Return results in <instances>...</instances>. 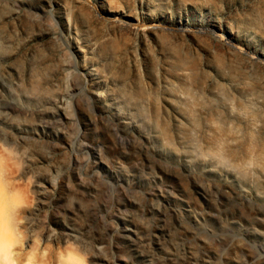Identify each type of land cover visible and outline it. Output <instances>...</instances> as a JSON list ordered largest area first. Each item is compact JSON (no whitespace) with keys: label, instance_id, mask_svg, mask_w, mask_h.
<instances>
[{"label":"rangeland","instance_id":"374dc122","mask_svg":"<svg viewBox=\"0 0 264 264\" xmlns=\"http://www.w3.org/2000/svg\"><path fill=\"white\" fill-rule=\"evenodd\" d=\"M100 4L130 19L133 30L103 21L95 11ZM185 13L226 21L264 45V0H0V140L20 162L16 191L26 205V228L54 249L52 264L72 245L87 253L89 264H264V237L243 222L247 212L264 204V87L245 83L243 71L231 68L202 38L156 39L142 30L147 15ZM85 72L98 79L95 92L107 110L128 117L165 167L181 172L179 165H188L207 191L209 179L243 188L247 196L221 202L210 195V216L195 222L175 201L145 198L150 182L135 189L126 182L116 186L107 169H92L89 149L108 164L115 149L138 145L117 140L109 120H101L85 88ZM235 87L260 95L259 130L252 135L248 113L231 91ZM42 96L50 98V118L40 123L29 113L44 109ZM60 101L65 111L77 114L70 123L54 109ZM44 133L66 149L52 153ZM74 157L81 159L76 167ZM62 175L70 176V183L63 199L51 202L62 191L48 192L45 186H56ZM111 176L118 178V170ZM47 200L50 210L68 214L73 236L63 235L54 222L41 236L33 230ZM149 205L157 211L148 213ZM118 220H128L133 234L112 227Z\"/></svg>","mask_w":264,"mask_h":264},{"label":"bare ground","instance_id":"6f19581e","mask_svg":"<svg viewBox=\"0 0 264 264\" xmlns=\"http://www.w3.org/2000/svg\"><path fill=\"white\" fill-rule=\"evenodd\" d=\"M95 11L100 17H102L103 21L105 20V22L107 21L108 23L116 26L121 30L131 32L134 28V24L130 19L126 18L124 15H121L116 11L107 9L103 4L95 7ZM143 22H145L144 28L142 29L143 32L146 31L149 34H153L156 39H159L161 35L174 38L180 37L186 40L194 39L195 41L202 38L206 43L208 42V44H210L217 53L229 60V66L231 68H237L238 70L240 69L239 71H243L241 79L245 83L252 82L251 85L254 86V88L264 87L263 42H261V44H257L247 36L239 35L229 26L228 22L223 20L218 21L212 18L206 19L194 13H185L175 18H168L164 14H159L154 17H150L147 15L143 18ZM241 57H243L244 60L241 61ZM181 76L183 77V72L181 73ZM83 79L85 88L87 87L89 89V95L97 105V107L95 108L96 111L100 113L99 115L101 120L102 118H107L109 120V122L111 123V129L116 130L117 140L125 137L126 140L128 139L129 141L138 145L136 149L119 151L115 149L111 153L112 158L108 164L102 160L98 152L89 149L91 151V153L89 152V155L92 160L90 163L92 169L94 167H99L100 169L105 170L107 169V171L110 173V178L112 179L111 181L116 186H124V182H126L125 184H127L130 188L135 189L139 188L143 183L147 184V182H150L153 186L150 190L144 193L145 198H157L160 200L170 199L172 201H175L179 203L180 208L185 214L193 216L195 222H198L197 217L199 216L203 219L206 218L207 215L210 216V195L215 194L220 198L221 202H223L226 198H230L231 196H234L236 194L241 195L244 198L247 196L246 190H244L243 188L241 189L224 181H219L218 183H216V181L206 179L204 176H202L209 183L210 190L207 191L205 187L198 184V177L201 175L194 172L193 169L188 167V165H179L181 172H175L174 168L165 167L164 158L146 143L145 137L140 133H134V124L128 117L119 116L118 114H112L107 110V106H104L105 103L102 102L100 96L95 92L96 88L99 86V81L96 77H94V74L91 72H85V74H83ZM231 91L236 96H239L238 99L241 102L242 110L248 113V115H246L248 117L247 131L250 135H252L257 130H259V125L256 121L258 119L257 112L260 108H262L261 100L259 98L260 95L258 96V94L254 92H241L238 90V87L233 88ZM38 98L34 97L33 100H39ZM42 103L44 105L43 110H36L29 113L30 115H33L34 118L40 123H42L46 118H50V107H48V105H50V98L42 96ZM63 105L64 103L62 101H60L59 103L57 102L56 104H54V109H56V111L59 113L60 119L70 123L72 119L76 118L77 114L74 112L65 111ZM107 112L111 114L108 117H106ZM23 113L27 115L28 111L24 110ZM38 125L40 126L42 124ZM83 125L85 129L89 127V124ZM119 134H121L120 137H118ZM45 136H47V138L45 139V144L51 149L52 153L57 155L60 152L59 149H61V151L66 149V146L60 147L61 145L57 146L55 144H52V141H50V138L48 137L50 135L45 134ZM86 136L87 134L83 133L81 139L86 140ZM21 139L35 141L34 138L30 136H22ZM81 145L84 147V149L86 148L84 142H82ZM80 160L81 159L74 157L73 165L75 167L78 166ZM19 164L20 162L14 155L12 147L0 140V171H3L10 187L14 191L18 189L17 172ZM112 169L118 170V178H113L111 176ZM68 183H70V176L67 177L65 175H62L56 183V186L54 185L52 187V184L49 186H45L48 192H58L59 190L62 191L61 194L55 195L54 197H52V199L50 197L51 202L52 200L63 199V191L65 190V187L68 185ZM28 192H30V190ZM43 196L49 198L47 192H44ZM199 200H201V202H199ZM51 202L50 200H47V204H43V206L39 208L38 212L43 214V217L41 219V222L33 221V230L40 232L41 236V233L48 229L50 223L54 222L57 224V226H59L63 235L73 236L72 233L75 232V230L71 227L72 225L68 226L66 223L68 214L66 212H62L61 214H59L55 213L53 211L54 209L50 210ZM157 207L160 206L158 205ZM147 211L148 213H153L157 211V209L155 207H152V205H149ZM243 222L247 230L252 231L254 234H258V236L262 235L261 237H264V204L259 207L252 208L249 212H247V214H245L244 216ZM25 224L24 227L27 230ZM127 224H129L128 220H118V222L112 225V227H115V225H117L118 228L120 227V231L122 229L123 231H129L127 232L129 234H133V230L131 231L130 229H128ZM66 228H68L70 232H65ZM36 244L37 246H39L41 244V240L37 239ZM43 251L48 264H52V254L54 253V249L50 245H44ZM209 255L211 256V258L212 256H214L210 253ZM227 262L228 264H230L229 261ZM144 264L155 263L146 262Z\"/></svg>","mask_w":264,"mask_h":264},{"label":"clouds","instance_id":"9594fccd","mask_svg":"<svg viewBox=\"0 0 264 264\" xmlns=\"http://www.w3.org/2000/svg\"><path fill=\"white\" fill-rule=\"evenodd\" d=\"M21 194L14 191L0 171V264H48L43 239L25 229ZM37 239L41 244L37 246ZM56 264H89L87 253L75 245L57 255Z\"/></svg>","mask_w":264,"mask_h":264}]
</instances>
